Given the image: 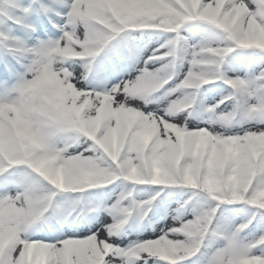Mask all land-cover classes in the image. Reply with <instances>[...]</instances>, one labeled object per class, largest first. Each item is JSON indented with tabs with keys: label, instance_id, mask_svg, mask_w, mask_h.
<instances>
[{
	"label": "snow or ice",
	"instance_id": "snow-or-ice-1",
	"mask_svg": "<svg viewBox=\"0 0 264 264\" xmlns=\"http://www.w3.org/2000/svg\"><path fill=\"white\" fill-rule=\"evenodd\" d=\"M0 264H264V0H0Z\"/></svg>",
	"mask_w": 264,
	"mask_h": 264
}]
</instances>
